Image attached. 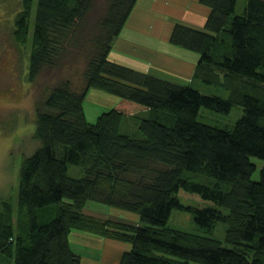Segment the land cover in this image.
Returning <instances> with one entry per match:
<instances>
[{
  "label": "trees",
  "instance_id": "1",
  "mask_svg": "<svg viewBox=\"0 0 264 264\" xmlns=\"http://www.w3.org/2000/svg\"><path fill=\"white\" fill-rule=\"evenodd\" d=\"M136 2L109 0L85 39L84 88L66 78L37 105L39 146L19 166L16 198H0V264H83L69 242L76 226L129 244L117 264H264V166L251 178V157L264 160V0H245L240 12L237 0H198L208 8L202 26L168 17L169 41L199 53L194 78L226 97L107 59ZM89 7L90 0H20L12 36L29 44L30 82L78 41ZM91 87L118 97L95 121L83 109ZM235 105L242 114L232 124L200 116L202 108L228 114ZM84 198L138 220L107 223L71 207ZM173 209L189 212L199 232L168 225ZM218 222L222 239L212 236Z\"/></svg>",
  "mask_w": 264,
  "mask_h": 264
},
{
  "label": "rangeland",
  "instance_id": "2",
  "mask_svg": "<svg viewBox=\"0 0 264 264\" xmlns=\"http://www.w3.org/2000/svg\"><path fill=\"white\" fill-rule=\"evenodd\" d=\"M244 1L237 0V11L242 10ZM108 3L109 0H90V7L83 17L85 24L81 28L78 41L68 44L57 60V65L44 67L36 79L30 82L27 77L29 44L18 45L12 36L13 17L20 7V0H0V198H16L19 166L24 157L33 153L39 146V141L34 137L36 107L41 102L46 89L66 78H70L75 89L84 88L83 70L87 59V49L84 48L85 39H88L89 34L98 27V22L105 15ZM193 3L196 4V1L137 0L122 30L113 39L107 59L140 72L141 70L133 67L136 64L130 61V57L124 54L140 58L145 53L142 48L128 45L123 39L133 38V40L143 42L145 35H137V32L146 30L150 34H159L155 30L157 28H162V32H164L165 23L166 25L172 23V20H168V16L179 15L181 11L187 9L192 10ZM170 6L172 12H170ZM165 17L166 20L163 23ZM149 23L153 28L151 32L148 31ZM111 56L117 57L118 61L111 59ZM220 81L221 84L226 83V80ZM180 84L191 85L203 93L227 96V92L216 83L208 86L193 79L192 82ZM117 99L118 97L108 90L99 87L89 88L83 100V109L87 119L95 121L96 117L101 112L110 109ZM241 114L242 109L239 105H235L228 114L210 111L206 108H202L200 111V116L204 121L218 123V125L232 124ZM251 161L256 165L251 178L256 180L259 178L260 168L264 166V160L251 157ZM179 198L186 205H206L205 202L194 198L185 196H179ZM71 207L75 210H82L85 215L98 219L101 217L106 221H108L107 219L124 222L138 220V215L135 212L93 199L84 198ZM168 225L195 233L199 232L190 213L184 210L173 209L168 219ZM71 231L79 234L75 235L71 232L69 242L72 246L77 245L79 253L83 256V264H103V262L110 264L112 260H117L120 253L129 245L117 239L111 240L101 236L99 239L102 243L95 242L93 240L96 239L95 233L80 226L72 228ZM224 232L225 224L218 222L212 236L222 239ZM81 234L86 236L80 239Z\"/></svg>",
  "mask_w": 264,
  "mask_h": 264
},
{
  "label": "crops",
  "instance_id": "3",
  "mask_svg": "<svg viewBox=\"0 0 264 264\" xmlns=\"http://www.w3.org/2000/svg\"><path fill=\"white\" fill-rule=\"evenodd\" d=\"M196 4L193 3L194 8L181 11L179 15H171L173 17L180 18L186 22L192 23L197 26H202L205 22L206 16L208 14V8L201 5L198 0H195ZM168 7V6H167ZM166 7V8H167ZM170 12H172V7L170 6ZM152 18L151 15H149ZM170 17V16H168ZM166 20V17L163 18V23ZM151 22V21H150ZM149 30L152 31V25L149 23ZM171 29V25L165 23V30L162 32V28L155 29L159 34H150L146 30L144 32H137V35H145L143 42L138 40H133V38H125L124 41L128 45H133L139 48H142L145 53L140 58L132 57L128 54H124L127 57H130V61L136 64L135 69H139L143 72L155 75L160 78L172 81L174 83H187L196 80L194 75L197 70V63L199 59V53L187 49L183 46L177 45L168 39V34ZM153 35V36H152ZM150 36V37H148ZM111 59L117 60V57L111 56ZM142 67V68H140ZM186 85V84H181ZM73 234L79 235L78 233ZM70 232V233H71ZM69 233V234H70ZM86 235L81 234L80 239L84 238ZM96 239H93L95 242L102 241L99 239L98 235H94ZM93 237V238H94ZM74 245V243H72ZM71 245V243H70ZM74 251L79 253L78 247L75 244L71 245ZM80 254V253H79ZM81 255V254H80ZM117 260H112L110 264H117ZM103 264H105L103 262Z\"/></svg>",
  "mask_w": 264,
  "mask_h": 264
}]
</instances>
